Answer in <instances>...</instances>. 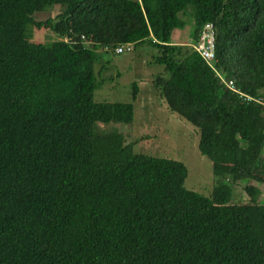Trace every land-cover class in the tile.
Returning a JSON list of instances; mask_svg holds the SVG:
<instances>
[{
  "label": "trees",
  "instance_id": "16d2710c",
  "mask_svg": "<svg viewBox=\"0 0 264 264\" xmlns=\"http://www.w3.org/2000/svg\"><path fill=\"white\" fill-rule=\"evenodd\" d=\"M185 18L193 45L213 27L211 64L172 44ZM123 45L157 50L152 85L212 163L209 196L186 189L184 163L100 128L135 118L136 82L131 103L95 101L103 53ZM259 100L264 0H0V264H264L260 190L231 201L264 185Z\"/></svg>",
  "mask_w": 264,
  "mask_h": 264
},
{
  "label": "rangeland",
  "instance_id": "374dc122",
  "mask_svg": "<svg viewBox=\"0 0 264 264\" xmlns=\"http://www.w3.org/2000/svg\"><path fill=\"white\" fill-rule=\"evenodd\" d=\"M62 11L61 7L48 8L35 15V20L44 22L54 18ZM183 30L173 32L171 42L174 45L190 44L192 22L184 19ZM32 32V34H31ZM33 43L48 44L55 38L45 30L30 29ZM157 50L149 46L133 48L122 55L103 53L102 61L106 64L101 77L104 84L95 94L96 102L131 103L132 84L137 83L139 94L135 107V118L131 125L111 123L101 129L117 131L132 144L135 153L156 158L171 159L185 164L188 177L185 181L187 190L209 196L215 185L212 163L204 159L197 148L198 136L186 122L171 114L159 98L152 80L159 74H166L161 66L152 63ZM257 187L261 196L259 203H264V185L253 181H241L234 185L232 202L242 204L249 201L244 191L245 186Z\"/></svg>",
  "mask_w": 264,
  "mask_h": 264
},
{
  "label": "built area",
  "instance_id": "2783aa9c",
  "mask_svg": "<svg viewBox=\"0 0 264 264\" xmlns=\"http://www.w3.org/2000/svg\"><path fill=\"white\" fill-rule=\"evenodd\" d=\"M66 42V40H64ZM188 47H190L192 50L197 52L200 57L209 65L214 61V30L211 25H206L204 27V30L202 32V35L199 39V42L196 45L188 44ZM133 49L132 45H123L121 47H118L115 50L116 55H122L127 52H131ZM225 86L236 93V90L233 87L232 82L225 83ZM248 101H251L252 99H247ZM258 104H261L264 107V103L259 100L256 101Z\"/></svg>",
  "mask_w": 264,
  "mask_h": 264
}]
</instances>
